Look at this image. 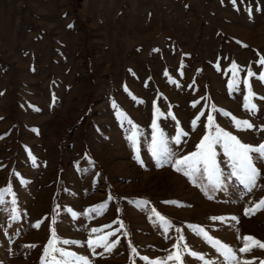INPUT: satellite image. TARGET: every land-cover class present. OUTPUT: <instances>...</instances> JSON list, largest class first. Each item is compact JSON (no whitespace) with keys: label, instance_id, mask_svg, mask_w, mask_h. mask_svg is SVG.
I'll list each match as a JSON object with an SVG mask.
<instances>
[{"label":"rangeland","instance_id":"rangeland-1","mask_svg":"<svg viewBox=\"0 0 264 264\" xmlns=\"http://www.w3.org/2000/svg\"><path fill=\"white\" fill-rule=\"evenodd\" d=\"M260 59L264 0H0V189H10L0 204V264H42L53 233L79 241L57 247L89 264H151L175 251L182 264H225L200 228L238 260L261 264L264 249H239L244 236L264 242V207L244 214L264 199V161L254 160L260 175L248 191L215 145L222 176L213 190L206 178L158 167L150 150L154 117L182 156L210 131L208 113L241 142L264 143ZM233 62L243 69L234 86ZM232 117L253 127L238 130ZM105 236L110 251L88 247Z\"/></svg>","mask_w":264,"mask_h":264},{"label":"snow or ice","instance_id":"snow-or-ice-1","mask_svg":"<svg viewBox=\"0 0 264 264\" xmlns=\"http://www.w3.org/2000/svg\"><path fill=\"white\" fill-rule=\"evenodd\" d=\"M233 5L235 6L236 0H232ZM259 10V8H257ZM249 13H251L252 9H248ZM262 66H264V59H260L258 61ZM243 69H240L235 62L231 65L232 71V80L230 81V85H236L237 77L239 72ZM256 73H253L251 70H248L247 76L245 77L243 83L248 90V94L244 96V107L248 111H254L256 109V105L252 103L251 97L255 94L251 92V87L249 84L248 77H254ZM259 78L261 81H264V72L260 73ZM127 91V89H125ZM203 99V98H202ZM199 101H195L193 103V107ZM115 107V105H114ZM119 112V109L117 110ZM123 116V113H120ZM171 115V113H169ZM200 115H203L201 112ZM224 115H230L229 113H224ZM175 119V117H172ZM199 115L192 121L193 125L197 123L199 120ZM131 124V120L127 121ZM233 125L238 130H244L252 128L253 125L247 120H238L236 117H232ZM152 127L154 129L152 133V142L150 146L151 153L153 157L157 160V166H161L162 163H168L171 167L177 171L182 172L185 176L193 179L195 182L196 178L205 179L207 181L208 186L211 189H216L221 187V176L222 172L216 161V150L215 145H222L224 153L229 157L232 163V172L229 174L232 177H236L239 182L244 185L248 191H251L253 187L256 186L257 177L260 175V171L254 164V160L264 161V143H260L258 146H252L241 142V140L233 135L231 132L225 131L220 128L218 125H215L213 122V116L211 113H208V123L205 125L210 131L206 132L204 137L200 140V142L196 145V150L188 153L187 155L177 156V154L169 148L168 142L164 136L162 131H159L156 119L153 118ZM177 131V135L172 137V139L176 143H180V138L185 133L179 129ZM135 128V126H133ZM214 129V131H212ZM128 139L132 142L133 151H136V143H135V132ZM137 160L138 156L134 157ZM9 191L10 189H0V204L3 203V194ZM211 198V197H209ZM13 203L15 201L13 200ZM264 207V199H261L259 203L255 204L254 209L246 208L244 214H254V210H258ZM16 209L13 208L12 212L15 213ZM95 211V209H93ZM153 214L157 217L158 220L164 221V217L160 216L159 213L152 210ZM17 217L15 215L12 216V219L15 220ZM213 220H222V217H212ZM233 220H236V217H232ZM113 223H120L121 227H123L122 222L113 221ZM108 227V226H105ZM198 227V226H197ZM99 231L96 228L91 229L92 233H96ZM119 231V229L117 230ZM177 232L180 229H176ZM201 234L205 240L212 244L217 252L223 257L225 264H251V261L248 260H238L236 253L233 249L227 245L223 244L221 241L214 239L209 236L207 232L204 231L203 228L199 229V233ZM108 235H113V233H109ZM127 235V233H125ZM183 236L178 237V243L173 245L174 249H180V243L183 242ZM244 246L239 249L241 253H249L254 248L264 249V242H261L255 239L252 236H244ZM251 242V243H249ZM57 243L62 244H79V241H69V240H59L55 234L53 233L52 238L49 239L47 245L44 248V254L42 256V264H45V260L47 259V264H89V260L86 256L78 255L75 252L65 250L64 248L57 247ZM87 245L93 251L97 246H103L106 251H110L112 247L115 246L114 243H109L107 241V236L98 239L89 238L87 240ZM31 247H35V245H31ZM187 248V245L184 246ZM132 252H136L135 248H132ZM55 254H58L59 259ZM188 255H191L199 260H204L203 255L196 252H189ZM143 260L148 261V257H141ZM168 261H176L177 264H182V256L180 251L169 252L166 258L161 260H156L151 262V264H167ZM261 264H264V261H261Z\"/></svg>","mask_w":264,"mask_h":264}]
</instances>
